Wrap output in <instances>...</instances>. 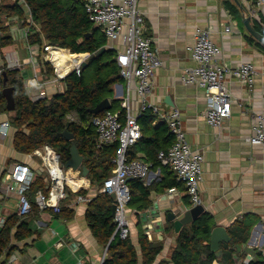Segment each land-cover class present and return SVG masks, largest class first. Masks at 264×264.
Here are the masks:
<instances>
[{"label": "crops", "instance_id": "0c3cea01", "mask_svg": "<svg viewBox=\"0 0 264 264\" xmlns=\"http://www.w3.org/2000/svg\"><path fill=\"white\" fill-rule=\"evenodd\" d=\"M225 1L227 0H139V7L145 18V33L152 37L153 47L162 59L161 66L155 70L147 102L159 106L162 111L180 109L188 140L204 154L203 179L200 183L204 212L214 216V227L221 225L228 229L237 220L254 221L249 240L236 247L235 257L240 262L244 258L241 257L243 253H246L245 261H249L257 257V251L264 252V148L249 141L254 133V115L264 113V53L250 41V37H255L247 30L244 22L247 16L251 17L253 25L255 20L263 22L264 12L256 15L258 12L253 6V0H229L239 9L238 15H234ZM12 21H16L11 28L13 43L0 51V62L4 63L12 56L19 57L23 62L20 70L27 79L35 71L41 72L46 67L42 57L37 66L29 60L31 54L35 53L33 48L40 51L39 56L43 50L37 45H29L23 35L24 26L16 18ZM227 26L231 27L230 31H226ZM197 27L211 28L212 37L221 48L216 58L217 63L235 68L244 62H251L256 67L252 87L243 84L233 75H228L226 81L233 97V112L220 127L206 122L204 88L187 84L181 78L184 70L195 64L189 46L195 41ZM35 54L33 55L36 56ZM44 78L43 75L40 76L41 80ZM136 86V80L130 83L125 78L117 81L112 86L115 97L109 96L111 102L120 98L122 106L124 99L130 98L132 110L137 112L141 97ZM39 88L28 87L29 95L32 97L40 91ZM54 89V84L46 85V90L51 95L55 94ZM7 119H10V113L1 112L0 123ZM161 123L164 122H153V125ZM14 133L15 128L12 126L10 134L0 138V229L11 216L17 214L18 207L17 195L7 193L4 189V176L18 162L38 171L37 176L43 174L39 172L38 157L21 153L15 148ZM144 156L143 151L136 152V158L145 159ZM152 172L146 182L148 185L164 176L161 166L152 169ZM86 186L87 194L95 196L97 185L90 180ZM178 189L174 198H169L166 190L153 191L150 207L138 213L142 216L145 229L148 223L155 220L154 237L161 235L160 240L164 242V249L154 264H159L163 258L171 260V252L176 244L175 232L166 231L170 222L168 213L173 212L181 217L186 209L194 206L184 185ZM67 204L72 205L74 210L71 218L55 215L51 209L33 212L28 216L30 226L35 230L34 234L16 241L18 247L11 253H5L0 258V264H103L107 252L94 236L87 220L89 201L76 202L74 197L69 198ZM129 210L131 237L140 254L139 264H142L135 222V215L138 214L134 212L137 209L129 207ZM213 264H222L220 257Z\"/></svg>", "mask_w": 264, "mask_h": 264}, {"label": "trees", "instance_id": "16d2710c", "mask_svg": "<svg viewBox=\"0 0 264 264\" xmlns=\"http://www.w3.org/2000/svg\"><path fill=\"white\" fill-rule=\"evenodd\" d=\"M2 1V0H1ZM33 24L29 29L28 44L37 45L46 54H50L51 60L45 61L47 72L54 73L53 62L59 58L65 60L71 56L76 62L88 57L89 65L82 68L81 74L70 72L63 80L65 83L61 91L38 99H33L27 89L26 77L19 68L3 66L7 74V85L14 87L16 107L9 111L7 100L0 91V113H10V121L15 128L14 146L21 153H31L35 148L50 143L61 154L63 163L70 158V148L75 142L84 155V163L89 168L88 177L92 183L101 186L104 180L112 173L114 168L113 157L116 152L117 142L97 147L98 133L93 124V119L98 114L91 112L102 99L109 97L112 86L123 80L120 67L117 64L115 49H107L102 55L91 59V55L99 52L107 45V37L100 26L95 25L89 19L84 0H26ZM226 6L234 15H238L239 9L231 1H225ZM0 51L13 43L11 26L12 18L17 17L23 26H29L27 11L20 4V0L14 3L0 4ZM7 20V23H6ZM263 21V20H262ZM264 22V21H263ZM254 21L255 28L264 34V23ZM91 33V35H88ZM250 41L264 53V43L253 37ZM112 53L111 58L107 53ZM92 66V68H90ZM90 68L92 75L86 78L85 71ZM4 81V76H2ZM4 85V83H3ZM5 87V86H4ZM112 110L125 108L120 106V98L112 100ZM72 118H69V116ZM157 114L152 107H147L139 115L142 127V138L128 150L130 158H136L137 151H143V160L151 164L152 169L161 166L164 176L151 184L139 178H133L130 182L131 200L129 207L139 211L150 207L153 191L162 192L169 187H181L184 183L176 178L175 172L162 164L158 158L159 151L168 149L174 142L167 123L153 125ZM68 130L74 133L73 140L64 137L63 132ZM69 182L76 188L87 182L83 177H78L72 170L68 171ZM49 184L45 174L36 176L28 196L32 202V211L27 216L15 214L11 216L4 227L0 229V258L7 252L11 253L18 246L16 241H21L33 235L35 230L31 228L27 219L33 212L39 209L35 196L38 190L48 191ZM185 187V186H184ZM87 189L79 193L86 195ZM74 192L64 200V205L55 215L71 218L74 210L67 200L75 197ZM189 196V195H187ZM190 199V197H189ZM113 198L108 193H97L89 201L87 220L94 236L106 248L108 247L103 264H139L140 254L134 244L131 234L122 238L117 230V222L113 215ZM138 228V239L142 252V264H154L158 255L164 249V242L157 237L150 239L143 228V219L140 214L135 215ZM214 216L205 211L197 219L183 226L176 234V244L171 252V260L163 258L159 264H213L218 259L216 252L212 250L210 237L214 228ZM254 221L243 219L235 221L228 228L231 236L230 243H222L223 254L220 256L222 264H264L263 251H257V257L245 261L235 257L237 245L246 243L251 234ZM167 232L174 233L175 225L169 222Z\"/></svg>", "mask_w": 264, "mask_h": 264}, {"label": "built area", "instance_id": "2783aa9c", "mask_svg": "<svg viewBox=\"0 0 264 264\" xmlns=\"http://www.w3.org/2000/svg\"><path fill=\"white\" fill-rule=\"evenodd\" d=\"M23 8L27 11L30 25L23 27V35L28 39L29 29L33 24L32 14L26 0H20ZM256 7V15L264 12V0H253ZM86 12L91 22L100 26L107 37V47L115 49L116 60L120 67L123 78L132 82L136 80V89L141 97V105L135 112L132 110L130 98L124 99L121 110L107 109L101 115L93 119V124L98 133L97 147L117 142V148L113 157L114 168L112 173L104 180L101 186H96V194L116 193L115 220L117 230L122 238H127L131 234V218L129 203L131 200V188L128 178H139L147 182L152 168L151 164L141 158H130L128 150L142 138V127L138 120L139 115L147 107H152L157 114L153 121L167 123L174 142L168 149L159 151L158 158L162 164L169 166L176 174V178L184 183L187 195L190 197L192 205L201 203L200 183L203 179V163L205 160L201 150L193 147L187 138L186 131L182 124L181 111L172 108L162 111L157 105L147 102V95L152 86L155 70L161 66L162 59L155 47H153L152 37L145 33V18L139 7V0H84ZM16 20L18 19L17 17ZM12 18V19H14ZM12 28V26H11ZM231 27L227 26L226 31ZM12 32V29H11ZM30 45V44H29ZM194 66L187 67L182 74L183 82L196 84L205 90L207 108L205 119L208 124L220 127L226 119L231 117L233 112V97L227 85L228 75H233L243 84L252 87L256 78V67L251 62H244L235 68L226 67L216 62V58L221 52L220 46L212 37L211 28L197 27L195 30V41L189 46ZM51 60L50 54L44 51L41 56L31 54L30 61L37 62ZM66 67L59 66V58L53 62L54 73H48L44 67L41 72L35 71L34 75L26 79L28 87L38 86L40 91L32 95L33 99L51 96L46 90L47 84H54V92L62 89V80L72 71L81 74L83 63L88 59L76 62L71 56L65 58ZM63 60V59H62ZM23 62L19 57L9 58L6 62H0V91L4 89L2 76L3 66L8 68H21ZM43 75L45 78L40 79ZM254 133L249 137L252 144L264 148V113L254 115ZM12 123L7 119L0 123V138L10 134ZM32 157L40 159L39 172L45 174L48 180L49 189L47 192L38 190L35 201L40 210L53 209L59 212L71 192L75 194V201H90L91 194H80L82 189H87L84 185L76 188L69 182L68 171L72 170L78 177H84L82 170L66 168L62 154L50 143L35 148L31 153ZM38 171L31 166L18 162L12 171L4 176V189L7 193H14L18 198L17 214L27 216L33 208L28 196V191L35 180ZM86 179V178H85ZM87 180V179H86ZM90 183V179L88 180ZM179 189L177 186L166 190L169 198H174ZM137 213V211H134ZM141 212V211H139ZM148 212V211H147ZM153 214V213H152ZM152 220L146 226V234L150 239L154 238ZM161 238V235L157 236ZM61 245V242H58ZM264 255V252H263ZM105 257L103 258L104 261Z\"/></svg>", "mask_w": 264, "mask_h": 264}, {"label": "water", "instance_id": "95a60500", "mask_svg": "<svg viewBox=\"0 0 264 264\" xmlns=\"http://www.w3.org/2000/svg\"><path fill=\"white\" fill-rule=\"evenodd\" d=\"M238 2V0H236ZM245 25L247 27V30L260 42L264 43V34L259 32L255 26L251 22V17L247 16L244 18ZM88 35H91V33H88ZM109 47L103 46L102 49L91 55V59H94L97 56L102 55ZM111 49V48H110ZM89 60H86L83 63V68L85 69L89 65ZM4 89L3 93L7 100V108L9 111L14 110L16 107L15 103V96H14V87L7 85V74L4 71ZM168 100V97H167ZM112 108V102L109 97H105L102 99L95 107L91 108V112L94 114H98L100 112H103L107 109ZM63 135L68 140H73L75 135L74 133L65 130L63 132ZM66 168H72L73 170H82V174L86 177L89 174V168L84 163V155L80 152V149L78 148V145L75 142H72L71 148H70V158L64 163ZM153 173V172H151ZM133 177H129L127 181L132 180ZM111 197L113 198V215L115 216V209H116V201H117V195L116 193H111ZM204 212V206L202 203L196 204L188 209H186L181 217H178L175 213L169 212L168 213V220L173 221L175 225V233H179L183 226L190 224L195 219H197L202 213ZM231 236L228 232V229L225 226H215L212 229L211 237H210V243L211 248L213 251L216 252V255L220 257L223 254V249L221 248V244L226 242H231ZM108 250V247H106V252Z\"/></svg>", "mask_w": 264, "mask_h": 264}, {"label": "rangeland", "instance_id": "374dc122", "mask_svg": "<svg viewBox=\"0 0 264 264\" xmlns=\"http://www.w3.org/2000/svg\"><path fill=\"white\" fill-rule=\"evenodd\" d=\"M11 2L13 3V2H15V1H14V0H2V1L0 0V4H1V3L9 4V3H11ZM0 7H1V5H0ZM6 23H7V20H6ZM21 23H23V22H21ZM21 23H20V24H21ZM33 51L37 54V55H36L35 53H33V54H35L36 56H39V55H40V51H38L37 48H33ZM107 56L111 58L112 53H110V52L107 53ZM90 68H92V66H90ZM90 68H87V70L85 71L86 78H90L91 75H92V72H91ZM62 85L65 87V83H64V82L62 83ZM108 95H112V97H115V95L112 94V91L109 92ZM69 118H72V116L70 115ZM84 177H85V176H84ZM85 178L87 179V182H88V180H89L90 177L88 178V176H86ZM90 180H91V179H90ZM87 182H86V183H87ZM128 207H129V206H128ZM130 208H131V207H130Z\"/></svg>", "mask_w": 264, "mask_h": 264}, {"label": "bare ground", "instance_id": "6f19581e", "mask_svg": "<svg viewBox=\"0 0 264 264\" xmlns=\"http://www.w3.org/2000/svg\"><path fill=\"white\" fill-rule=\"evenodd\" d=\"M67 61H68V60H66V59H65V60H61V61H59V66H60V68H61V67H62V68H63V67H66Z\"/></svg>", "mask_w": 264, "mask_h": 264}]
</instances>
